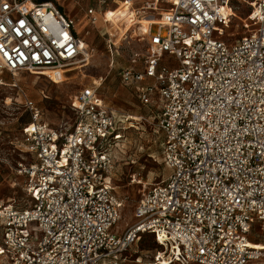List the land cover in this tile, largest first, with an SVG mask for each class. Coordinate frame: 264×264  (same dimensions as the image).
Here are the masks:
<instances>
[{
    "label": "built area",
    "instance_id": "obj_1",
    "mask_svg": "<svg viewBox=\"0 0 264 264\" xmlns=\"http://www.w3.org/2000/svg\"><path fill=\"white\" fill-rule=\"evenodd\" d=\"M238 1L118 5L133 26L151 21L145 48L132 53L120 78L156 107L171 170L143 193L123 234L113 229L124 201L109 149L121 134L98 84L71 100L68 132L51 127L26 96L30 120L18 148L29 159L19 163L27 199L0 201V257L9 264H100L146 232L163 245L155 264H250L262 256L249 238L257 225L264 231V0H244L245 32L229 41ZM109 5L98 0L97 8L111 23ZM97 8L86 11L90 24H98ZM79 23L54 0H0V72L67 79L92 56Z\"/></svg>",
    "mask_w": 264,
    "mask_h": 264
},
{
    "label": "rangeland",
    "instance_id": "obj_2",
    "mask_svg": "<svg viewBox=\"0 0 264 264\" xmlns=\"http://www.w3.org/2000/svg\"><path fill=\"white\" fill-rule=\"evenodd\" d=\"M54 1L63 11L82 19L81 22L86 18L87 8L98 4V0ZM118 4L122 5V2L110 0L111 8ZM233 4L237 8L227 31L229 41L245 32L243 20L250 10L247 1L241 0ZM129 13L123 7L117 8L115 13L113 9L108 10L106 16L111 21V27L102 19L97 25L83 22L80 31L84 39L83 45L91 47L92 56L86 66L73 69L63 82L55 83L26 71L17 75L7 70L0 72L1 202L22 205L27 199L25 177L19 173V163L29 159L18 148L23 129L30 120V113L25 105L26 96L36 103L43 119L51 127L68 132L75 123L71 100L83 86L94 82L98 84L105 103L116 110L117 132L121 134L117 139L111 140L109 145L115 160L112 181L124 201L114 232L123 234L135 223V208L143 193L171 174L164 161L163 133L158 127L156 107L143 104L135 88L121 82V69L129 65L134 51L144 49L147 44V39H143V32H147L149 22L144 18L141 24L133 26L130 17L124 16ZM156 31L157 27H153V32ZM163 34H166V30ZM249 239L252 247L262 252V256L250 264H264V231L257 225ZM162 249L163 245L153 234L141 233L129 247L105 258L100 264H155L154 256ZM0 264L9 263L0 257Z\"/></svg>",
    "mask_w": 264,
    "mask_h": 264
},
{
    "label": "crops",
    "instance_id": "obj_3",
    "mask_svg": "<svg viewBox=\"0 0 264 264\" xmlns=\"http://www.w3.org/2000/svg\"><path fill=\"white\" fill-rule=\"evenodd\" d=\"M117 3L120 1V2H122V5L121 6H123V2L125 1V0H115ZM98 5V4H97ZM118 5H120V4H118ZM118 5L116 6V7H114V8H111V5H109V10L110 9H113V10H115V9H117L118 8ZM91 7H98V6H91ZM90 8V7H89ZM89 8H87V10L89 9ZM97 12H96V15H97V17H98V23H99V21H100V19H102V21L105 23V24H107L108 26H112L111 25V23H109V22H106V20H105V14H104V12L102 11V10H99L98 8H97V10H96ZM65 13H67V14H69V15H74V14H71V13H69V12H66V11H64ZM74 16H76V15H74ZM107 17V16H106ZM80 20V22H81V20L82 19H79ZM84 21H87V24H90V22H89V19H88V16H87V14H86V18H85V20ZM84 21H82L81 23H79V25H80V31H81V27L83 26V22ZM90 46V45H89Z\"/></svg>",
    "mask_w": 264,
    "mask_h": 264
},
{
    "label": "bare ground",
    "instance_id": "obj_4",
    "mask_svg": "<svg viewBox=\"0 0 264 264\" xmlns=\"http://www.w3.org/2000/svg\"><path fill=\"white\" fill-rule=\"evenodd\" d=\"M146 21H148L149 22V25H150V22L151 21L148 18H146ZM148 31H149V26L147 27V32ZM63 79H64V77L61 75V73H59L57 76L54 77L55 82H61ZM249 246H251V248H253L252 245H251V243H250V240H249ZM253 249L260 250V249H257V248H253ZM171 263H170V261H165L164 262V264H171Z\"/></svg>",
    "mask_w": 264,
    "mask_h": 264
}]
</instances>
